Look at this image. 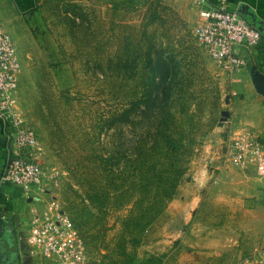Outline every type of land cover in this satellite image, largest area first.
Here are the masks:
<instances>
[{
	"label": "rangeland",
	"instance_id": "obj_1",
	"mask_svg": "<svg viewBox=\"0 0 264 264\" xmlns=\"http://www.w3.org/2000/svg\"><path fill=\"white\" fill-rule=\"evenodd\" d=\"M30 8L4 14L21 62L18 108L44 166L58 174L42 194L73 218L91 264H231L264 245V210L255 219L227 204L216 181L223 170L240 172L227 161L234 132L264 135V95L252 77L253 94L231 95L229 73L194 36V0H34ZM179 131L189 145L185 171L151 218L175 167L160 155L166 143L182 146ZM22 194L7 187L2 204L19 212Z\"/></svg>",
	"mask_w": 264,
	"mask_h": 264
},
{
	"label": "built area",
	"instance_id": "obj_2",
	"mask_svg": "<svg viewBox=\"0 0 264 264\" xmlns=\"http://www.w3.org/2000/svg\"><path fill=\"white\" fill-rule=\"evenodd\" d=\"M200 7L194 36L209 55L239 84L251 63L264 59L261 29L227 0H195ZM21 62L12 36L0 22V130L9 140L11 158L0 171V184L21 189L25 196L50 192L58 174L41 159V142L35 128L19 112ZM231 88V95L238 94ZM228 161L239 169L254 167L264 178V143L254 131L239 129L228 144ZM40 199V197H37ZM264 198V185H263ZM44 207L33 209L24 236L30 257L53 264H89L84 236L54 196L42 197ZM231 264H264V245Z\"/></svg>",
	"mask_w": 264,
	"mask_h": 264
},
{
	"label": "crops",
	"instance_id": "obj_3",
	"mask_svg": "<svg viewBox=\"0 0 264 264\" xmlns=\"http://www.w3.org/2000/svg\"><path fill=\"white\" fill-rule=\"evenodd\" d=\"M227 1L230 6L237 7L246 18L254 22L261 29L264 40V0ZM33 4L34 0H0V22L4 25V14H7L8 16L13 7H16L21 12L26 13L29 12L31 9L30 6ZM252 65L253 63L250 64L248 70L243 74V81L239 84L232 82L233 75L229 74L231 88L234 87L239 89L238 94L234 95V97L237 95L244 96L246 94L250 95L254 93V86L250 76V69ZM259 68L264 72V65L262 68ZM259 137L264 143V135H260ZM0 142L2 144H7L9 151L8 137L4 131L1 130ZM237 169L240 170V172L235 171L233 174L229 169L227 171L223 170L220 178H217L216 181H219V179L222 180L221 184L227 188L225 193L222 194L225 196L227 204L231 202L230 204L232 205L235 201L237 206L242 205V213L246 212L256 219L258 218L259 211H261V209L264 210V178L258 176L254 167L244 170L239 168ZM202 178L204 180L207 179V177ZM190 187H193V185L191 184ZM234 190L236 191L235 197L231 195L233 194L231 192ZM22 195L26 205L19 212H14L13 210L11 213V210L7 209L6 206L2 204L3 200L0 203V264H53L49 260L44 261L43 259L30 257L24 241V236L27 234L29 229V226L27 225L30 224V217L33 209H41L44 207V202L42 201L43 194L42 192L36 193L34 196L30 197L25 196L24 193ZM37 197H40V199ZM191 200L192 198L187 201L186 204H189ZM174 201L175 202L170 205L171 207L176 206V204H178L181 200L175 199ZM23 213L24 216H20ZM89 264H91V262H89Z\"/></svg>",
	"mask_w": 264,
	"mask_h": 264
},
{
	"label": "trees",
	"instance_id": "obj_4",
	"mask_svg": "<svg viewBox=\"0 0 264 264\" xmlns=\"http://www.w3.org/2000/svg\"><path fill=\"white\" fill-rule=\"evenodd\" d=\"M263 60L264 59L259 61V62L262 61L261 63H257L258 67H261V68L263 67V64H262ZM179 132H180V135H178V139H177V141L175 140V143L178 142V143L182 144V146L175 148L174 143H173V147H171L172 146L171 142L166 143L163 146V150L165 151V153L162 154L163 157L160 155V158L162 160H164L165 163L169 162V165H175V167H174V169H171V166H170V172L171 173L167 176L162 177V179H165L164 184H165V186L168 187V189L164 193L160 192L159 194L156 195V197H154L151 200V206L149 207L150 211L152 212L151 218L154 217V214L156 212H159L160 210L165 208V206L168 204V202L173 198V196L175 194L176 186L178 184V181L185 171L184 165L186 163V159H185V156L183 157V155L187 154L186 150L188 149L189 145L188 146L184 145L185 137H184L183 131H179ZM4 147H5V143L2 144L0 142V171L5 167L7 160H8V155L5 156L3 154V148ZM171 160H173V162H171ZM166 161H168V162H166ZM176 165H178V167ZM160 173H161V171H160ZM166 181H167V185H166ZM7 187L17 188L15 186L10 185V184L3 183L2 184V193H1V197H0V203L2 202V200H4V190ZM17 189H19V188H17ZM19 191L22 192L21 189H19ZM151 222H152V220H149L146 222V224L148 225Z\"/></svg>",
	"mask_w": 264,
	"mask_h": 264
},
{
	"label": "water",
	"instance_id": "obj_5",
	"mask_svg": "<svg viewBox=\"0 0 264 264\" xmlns=\"http://www.w3.org/2000/svg\"><path fill=\"white\" fill-rule=\"evenodd\" d=\"M250 74L257 91L264 95V72L257 66V64L253 63L250 69ZM230 116H231V112L228 109L223 110L220 123H223V121L227 120ZM10 158H11V151L9 149L7 164H9ZM1 191H2V184H0V193Z\"/></svg>",
	"mask_w": 264,
	"mask_h": 264
}]
</instances>
